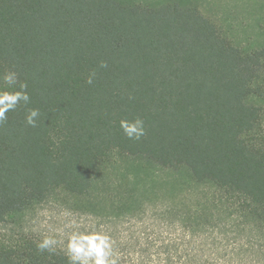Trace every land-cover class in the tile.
<instances>
[{
	"label": "trees",
	"instance_id": "1",
	"mask_svg": "<svg viewBox=\"0 0 264 264\" xmlns=\"http://www.w3.org/2000/svg\"><path fill=\"white\" fill-rule=\"evenodd\" d=\"M203 2L0 0V76L31 96L0 125V264H68L26 231L52 201L115 215L156 188L176 264H214L201 251L229 226L264 247V0H247L244 34ZM135 117L139 141L119 127Z\"/></svg>",
	"mask_w": 264,
	"mask_h": 264
},
{
	"label": "rangeland",
	"instance_id": "2",
	"mask_svg": "<svg viewBox=\"0 0 264 264\" xmlns=\"http://www.w3.org/2000/svg\"><path fill=\"white\" fill-rule=\"evenodd\" d=\"M246 4L247 0H204L201 9L207 17L244 34L245 27L254 22L247 13ZM143 191V197L140 198H148L152 203L146 201L140 208L136 205L132 212L115 215L98 211L85 213L81 209V202L76 200L52 201L29 215L25 223L26 231L41 237L60 232L66 241V234L72 229L65 225L69 220H75L81 231L102 229L112 237L114 252L119 257L118 264H165L164 259L168 256L171 259L169 264H176L178 251L175 247L171 251L165 247L168 242L173 244L179 237L176 229L167 225V206L163 203L166 191L156 188L151 195ZM65 212L71 215L65 217ZM229 227L226 231L213 234L209 238V247L201 254L216 260L214 264H264L262 243L245 232L238 234L240 228ZM57 247L63 250L62 246Z\"/></svg>",
	"mask_w": 264,
	"mask_h": 264
},
{
	"label": "clouds",
	"instance_id": "3",
	"mask_svg": "<svg viewBox=\"0 0 264 264\" xmlns=\"http://www.w3.org/2000/svg\"><path fill=\"white\" fill-rule=\"evenodd\" d=\"M100 68H107V62H100ZM96 72L93 71L88 76L86 83L92 85ZM0 83L5 87L0 88V125H3L8 119V113L14 112L23 103H31V96L27 91V83L19 84V90H15L18 83L15 72H5L0 76ZM129 99H133L130 95ZM40 117L38 108H29L25 117L26 124L33 128L37 127V121ZM119 127L124 136L133 141H139L146 134L144 120L140 117L133 119L123 118L119 121ZM47 215V213H44ZM65 217L70 213H63ZM66 228L72 231L66 234V241L62 238L63 233L43 235L42 239L36 244L39 251L52 253L57 246H62L68 260V264H118L119 257L114 252V241L112 237L102 229L80 230V225L75 220H69ZM61 237V238H58Z\"/></svg>",
	"mask_w": 264,
	"mask_h": 264
}]
</instances>
